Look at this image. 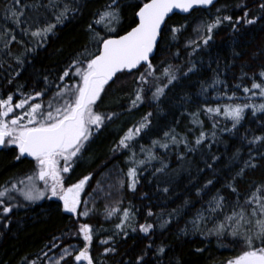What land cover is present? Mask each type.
Returning a JSON list of instances; mask_svg holds the SVG:
<instances>
[{
  "label": "snow or ice",
  "instance_id": "snow-or-ice-1",
  "mask_svg": "<svg viewBox=\"0 0 264 264\" xmlns=\"http://www.w3.org/2000/svg\"><path fill=\"white\" fill-rule=\"evenodd\" d=\"M216 3L217 0H141V3L135 5L134 26H130V30H125L123 35L113 36L111 33H116L117 27L121 25V3L120 0H109L88 24L89 44H86L67 67L62 69V73L57 77L58 83L44 76L43 87L39 90L34 87L31 92L25 94L18 88L19 97L12 93L6 94V98H0V148L15 146L17 161L22 158H31L34 161L30 174L17 180L11 187L5 186L0 190V216L7 219L14 209L21 207V204L16 203L17 196L13 194L17 193L29 203L45 198H57L62 201V211L72 214L77 220L75 233L62 234L61 237L54 238L51 246L46 245L49 251L60 249L55 257H50L48 252L43 253L48 257V264H97L92 255V243L99 230L87 222L81 223L80 218L96 214V196L103 194L104 197L111 198L113 190L119 195L125 187V180L120 177H117L114 183L106 185L107 191L98 181L97 188L92 190L93 195L87 200H82L81 195L91 175L69 186L65 184V174H70L76 164L83 159L92 138L118 115L115 112L98 111L99 105L103 103L102 96H107L112 86L119 82L118 74H131L137 77L138 83L133 90L129 111L143 104L148 94L158 106L161 98L166 97L179 84L181 76L186 77L188 73L196 70L195 61H189L187 71L182 72L181 66L164 64L161 60L162 66L157 74V67L152 60L161 50H168L164 45L165 35L170 33L171 38L176 40L187 28L186 24L170 27L166 24V18L174 10L191 14L194 10H209L215 7ZM80 8L77 0L71 2L32 0L31 3L12 0L11 6L6 7L5 20H10L15 25L21 39H17L13 29L0 25V39L4 42V49L11 55V42H16L22 45L25 54L35 53L46 43L50 35H55L57 25L63 24L69 17L78 15ZM258 8L260 15L250 16L249 9L235 20L231 15H216L210 21L197 24L193 29L196 38L186 44V47L191 49L189 56L210 47L214 42V33L225 23L232 27L234 33L239 31L237 25L251 26L257 22L264 23V0H259ZM216 11L220 13L221 9L217 8ZM29 12L31 14H28ZM49 15L52 20L48 19ZM96 26L101 28L103 35L97 31ZM24 38L32 43L31 48H28ZM233 55L239 57L240 54L234 51ZM174 56H179V52ZM14 59L22 70L25 59L21 56H15ZM13 72L14 76L8 80L9 84L15 77L20 76V71ZM66 77L68 80H65ZM245 79L251 80L250 87L243 85ZM238 80L240 83L234 84L230 89L227 81L222 80L217 73L210 84L201 85L202 95L208 88L216 90L217 95L213 98L215 106L205 105L198 112L189 114L192 123L199 128V135L196 136L194 143L173 129L164 133L163 142L154 140L151 149L146 150L141 146L140 151L144 153V158L138 159L130 142L149 128L150 117L153 114L148 112L129 128L111 150L115 153L126 149L130 153L127 161L128 170L124 173L128 180L127 187L135 192L140 170L151 161L160 159L154 151L156 147L168 150L170 146L183 145L188 153H194L203 145L210 150L217 139L215 129L219 128L221 132L230 134L238 133L246 115L264 114V66L251 74L245 72L241 66ZM241 89L246 95H237ZM256 96L261 98L260 102H254ZM14 97L18 102L14 103ZM44 97L48 98L43 99ZM201 114L212 122L210 133L203 131L204 121L199 119ZM245 139L249 146H256L257 155L253 156L250 153L249 159L244 161L243 166L226 185L233 193L238 191L235 187L236 180L242 178L248 169L259 166L257 158L264 160V134L252 135L251 139H247L246 135ZM239 155L237 150L233 159H238ZM183 158L180 156V159ZM218 159L219 157L215 155L211 157L212 161ZM167 167L168 165L161 160V166L155 169V173L166 174ZM206 167L211 169L212 164L207 163ZM68 178L70 179V176ZM213 183L211 179L208 180L204 188ZM162 190L167 193L169 189L165 187ZM197 195L199 196L200 192H197ZM119 203L120 201H116L113 205H105L103 213L105 219L116 216L119 222L115 224L113 234L108 239L100 240V244L108 245L116 236L126 239L129 231L143 233L149 242L134 259L121 261V264H158L166 255L167 249L163 244L155 245V241L150 239L155 235L157 224L145 222L133 227L134 211L131 206L119 207ZM225 207L226 197L217 193L203 210L197 211L196 217L190 222L191 230L200 231L201 225H206L210 217L223 215L222 220L212 221L213 228L205 227L202 234L216 235L218 238L230 236L243 245L242 252L229 259L226 264H264V184L257 186L243 204L239 203L238 197L236 205L227 214L224 213ZM176 211L178 210L169 213L168 218L159 223L161 230L172 222ZM147 216L153 217L155 213L149 210ZM159 220L160 217H157V221ZM181 232L187 235L189 228L186 226ZM72 236L81 238L83 246L69 243L61 247L63 241ZM56 240L60 243H56ZM115 251L113 246L105 248V254H113ZM202 251L203 249H197V252ZM31 264H37L36 260L31 261ZM176 264L181 262L177 260Z\"/></svg>",
  "mask_w": 264,
  "mask_h": 264
},
{
  "label": "trees",
  "instance_id": "trees-1",
  "mask_svg": "<svg viewBox=\"0 0 264 264\" xmlns=\"http://www.w3.org/2000/svg\"><path fill=\"white\" fill-rule=\"evenodd\" d=\"M21 2L31 3L32 0H21ZM77 2L81 5L80 13L57 25L55 35H50L46 43L35 53L25 54L22 45L11 42V55H9L8 50L4 49L3 40L0 39V64H2L0 98H6V94L12 93H16L19 97L18 88L25 94L31 92L34 87L39 90L43 87L44 76L50 81L59 82L57 77L62 73V69L67 67L86 44H89L88 24L95 18V13L102 10L109 0H77ZM120 3L121 25L117 27L116 33H111L113 36L123 35L125 30H130V26H134L135 5L141 3V0H120ZM258 3L259 0H220L209 10L199 9L186 16L174 15L170 18L166 23L168 26L186 24L187 28L176 40L171 38L170 33L165 35L164 45L168 50H161L152 60L157 67V74L162 66L161 60L164 64L181 66L182 72L187 71L189 61H195V72L188 73L186 77L181 76L179 84L166 97L161 98L158 106L148 94L145 102L131 111H129L130 100L133 98V90L138 80L131 74H120L119 82L112 86L107 96H102L103 103L98 108L100 112H115L118 115L92 138L83 159L66 176L65 184L69 186L91 175L90 188L97 181H104L101 186L108 183L105 177L111 172L115 177L124 179L125 187L117 198V201H120L118 206L121 208L131 206L135 215L133 227L145 222L157 224L155 235L150 239L155 241V245L163 244L167 249L166 255L158 264H176L177 260L181 264H226L229 259L242 252L243 245L230 236L218 238L216 235L202 234L205 227L213 228L212 221L222 220L223 215L210 217L206 225H201L200 231H192L190 222L196 217L197 211L203 210L217 193L226 197L227 207L224 213L227 214L236 205L238 197L239 203L243 204L257 186L264 184V160L257 158L256 162L259 166L248 169L242 178L236 180L237 193L231 192L226 187L243 166L244 161L249 159L250 153L253 156L257 155L256 146H249L245 136L251 139L252 135L264 134V114L246 115L238 133L230 134L221 132L219 128L215 129L217 139L210 150L203 145L194 153H188L183 145L170 146L168 150L156 147L154 151L160 159L151 161L140 170L135 192L127 187L128 180L124 176L128 170L127 161L130 153L126 149L115 153L111 150L128 129L148 112L153 114L150 117L149 128L143 130L130 142L138 159L144 158V153L140 151L141 146L146 150L151 149L154 140L163 142L164 133L173 129L181 136H187L188 140L194 143L196 136L199 135V128L192 123L189 114L198 112L205 105L215 106L213 98L217 95V91L212 88H208V91L202 95L201 85L210 84L218 73L222 80L227 81L231 89L234 84L240 83L238 77L241 66L250 74L259 71L261 66H264V23L257 22L256 25L251 26L237 25L239 31L236 33L225 23L214 33V42L210 47L201 49L192 56H189L191 49L186 47V44L189 40L195 39L193 29L197 24L210 21L216 15H231L235 20L249 9L250 16L260 15ZM11 4L12 0H0V25L13 29L19 40L21 39L19 30L10 20H5L6 7ZM217 8L221 9L220 13H217ZM48 19L52 20L51 15ZM96 29L101 35L104 34L99 26H96ZM24 39L28 48H31L32 43L27 38ZM234 51L240 54L239 57H234ZM177 52L179 56H174ZM15 56L25 59L22 70L16 64ZM13 70L20 71V76L15 77L9 84L8 80L14 76ZM65 80L68 78L66 77ZM243 85L250 87L251 80L245 79ZM237 95L246 94L241 89ZM260 101L259 96L254 98V102ZM15 102H18L16 97H14ZM199 119L204 121L203 131L210 133L211 120L203 114ZM228 126H231L230 122ZM237 150L240 153L239 158L233 159ZM16 154L15 146L0 151V190L5 186L11 187L13 183L33 170V160L22 158L17 161ZM213 155L218 156L219 159L212 161ZM180 156L184 158L180 159ZM161 160L168 165L166 174L155 173V169L161 166ZM207 163L212 164L211 169L206 167ZM210 179L214 183L204 188ZM165 187L169 189L167 193L162 190ZM197 192H200L199 196ZM13 194L17 196L16 203L21 204V207L14 209L7 219L0 216V264H31L33 260H36L37 264H47L48 257L43 253L48 252L52 257L58 254L60 249L49 251L46 245L51 246L54 238L61 237L62 234L75 233L76 217L64 213L62 202L57 199L45 198L29 203L17 193ZM106 204L108 205V203L97 205L96 214L87 218L81 217L80 222H87L94 229L99 230L92 243V255L97 264H121V261L134 259L149 240L143 233L129 231L126 239L116 236L108 245H101L100 240L108 239L115 231V224L119 222L116 216L105 219L103 213ZM109 204L113 205L112 202ZM149 210L155 213V216H147ZM174 210L178 211L173 216L172 222L161 230L159 223L167 219L169 213H173ZM157 217H160L159 221ZM186 226L189 228L187 235L181 232ZM55 242L60 243L59 240ZM69 243L83 246L81 238L72 236L70 239H65L61 247ZM109 246L115 247V253L105 254V248ZM197 249L203 251L197 252Z\"/></svg>",
  "mask_w": 264,
  "mask_h": 264
},
{
  "label": "rangeland",
  "instance_id": "rangeland-1",
  "mask_svg": "<svg viewBox=\"0 0 264 264\" xmlns=\"http://www.w3.org/2000/svg\"><path fill=\"white\" fill-rule=\"evenodd\" d=\"M195 38H196V33H195ZM17 110L21 111L19 109H17ZM65 176H67V174H65ZM105 178H106L105 181H108V183L104 184L101 187H105V191H107L106 185L114 183L116 181L117 177H115V175L111 172L108 176L106 175ZM97 182L95 184H93L92 185L93 187H91V188H90V184H91L90 180L87 182V184L85 186V189H84V192L81 195L82 200H87L89 198V196L93 195L92 190L97 188ZM100 182L102 184L104 181L102 180ZM113 192H114V194H113V196L111 198L104 197L103 194H101L100 196H96V198H95V208L97 207V205H99L101 203H108V205H111V204H109V202H112V204L114 202H116L117 198L119 197V195L115 194V190H113ZM85 193H87V195H85ZM52 199H57V198H52ZM56 255H54L52 257H55ZM70 260H71V258H69V261ZM47 264H48V261H47Z\"/></svg>",
  "mask_w": 264,
  "mask_h": 264
},
{
  "label": "water",
  "instance_id": "water-1",
  "mask_svg": "<svg viewBox=\"0 0 264 264\" xmlns=\"http://www.w3.org/2000/svg\"><path fill=\"white\" fill-rule=\"evenodd\" d=\"M220 0H217V3L219 2ZM216 3V4H217ZM195 11V10H194ZM193 11V12H194ZM174 15H182V16H186V15H189V14H186V13H182V12H180L179 10H174V12L172 13V14H170L169 15V17L168 18H166V23H167V21L170 19V18H172ZM118 75H120V74H118ZM4 150V148H0V151H3ZM26 159H31V158H26Z\"/></svg>",
  "mask_w": 264,
  "mask_h": 264
},
{
  "label": "flooded vegetation",
  "instance_id": "flooded-vegetation-1",
  "mask_svg": "<svg viewBox=\"0 0 264 264\" xmlns=\"http://www.w3.org/2000/svg\"><path fill=\"white\" fill-rule=\"evenodd\" d=\"M62 202V201H61Z\"/></svg>",
  "mask_w": 264,
  "mask_h": 264
}]
</instances>
